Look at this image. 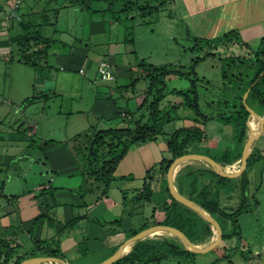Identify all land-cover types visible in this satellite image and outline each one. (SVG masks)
<instances>
[{
	"label": "crops",
	"instance_id": "crops-1",
	"mask_svg": "<svg viewBox=\"0 0 264 264\" xmlns=\"http://www.w3.org/2000/svg\"><path fill=\"white\" fill-rule=\"evenodd\" d=\"M164 1L154 0L151 7H157V10L144 12L141 8L147 6V0H0V114H4L5 102L13 105L14 100L18 101L19 98L14 93L19 91L14 85L24 83L20 81V71L29 67L30 83L37 92L28 97V104L57 97L61 101L67 99L72 105L73 108L68 114L88 116L84 123H76L71 136L67 134L64 139H53L47 132L40 145L42 154L22 157L28 158L33 164L43 165L45 172L40 171V174L44 172L50 176L48 182L37 181L33 188L26 189L19 195L12 193L8 196L3 194L5 182L2 183L0 196H4L6 203L4 206L0 204V239L10 240L14 244L20 243L22 250L26 249L25 252L35 248L37 240L52 243L58 241L64 259L69 263L97 264L104 260L96 261L102 252L113 250L115 253L126 241L127 231L136 228V217H142L144 212L149 211L151 216H157L159 211L165 210L166 203L170 201L164 182L165 176L159 171L151 179L147 178L151 168L158 165L163 158L171 157L167 145L171 134H167L164 129L166 137L162 141L160 134L155 140L135 144L129 149L115 171L116 179L111 183L106 196H102L103 187L100 183L89 178L87 167L81 165L75 153V146L82 141L77 138L79 135H84L83 140L91 142L96 131L127 126L122 124V121L134 118L129 108V90L133 89L141 78H134L133 73L136 71L143 78L147 77L141 61L140 69L137 68L143 54L137 48L138 39H134L131 20L129 17H121L118 13L126 11L130 14L139 10V15L145 18L146 15L157 12L158 22L166 26L168 32L174 34L176 30L179 33L178 25L182 24L195 40L201 38L215 41L222 39L227 33L236 32L238 36L233 34L232 37L238 40L230 43L225 41L226 43L223 42L220 46L225 48L226 45L234 43L249 49L252 45L261 43L264 37V0H167L166 4ZM140 23L143 25L142 23L147 22L142 20ZM35 34L39 35L37 41L31 40ZM29 39L31 41L25 45V41ZM24 50L27 52L24 53ZM104 60L113 65L116 75L114 81H105L98 73V65ZM81 68L85 69L84 74L79 72ZM55 69L69 73L55 75ZM125 79L129 80L128 84H118L119 80ZM6 91H9L8 96ZM147 91L138 96L140 100L136 109L141 110L139 116L143 112L146 113V109H141V106ZM123 101L126 105L121 104ZM21 106L17 105V108L20 109ZM23 106L25 108V105ZM61 114H64L63 111ZM92 117L93 122L90 121ZM24 125L23 131H12L6 138L4 124L0 118V142L6 139L24 142L25 136L29 138L39 131L36 124ZM225 126V132L220 129L213 135L214 141L224 147L222 151L213 150V155L194 150L200 148L203 143L204 146L209 145L206 130L202 128L206 134L205 139L195 143L194 147L191 146L190 153L206 154L214 158L218 154L217 158L220 159L225 150H231L232 156L241 153L242 157L245 143L242 146L236 140L232 125ZM248 134L249 128L247 138ZM69 138L72 140L71 145ZM255 147L264 155V131ZM11 159L14 158L7 160L14 161ZM240 159L227 166L237 169L235 167ZM188 164H200L210 168L203 162L185 163L175 177L178 189V173ZM149 185L153 190L150 201L144 197ZM52 189L56 190L49 193ZM113 191L118 197L111 195ZM247 192L250 197L247 207L259 210L260 215L252 212L251 219L244 222L243 216L247 214H241L238 220L242 236L233 237L241 239V242L245 241L243 235L248 229L260 232L261 240L257 239L256 242L262 245L256 247L253 255L262 256L264 170L261 184L253 190L249 188ZM37 193L43 197L38 198ZM96 193L98 197L89 202L85 200L84 195L93 196ZM227 193V190L223 191L224 199L228 198ZM242 193L239 187L232 200L227 199L225 203L222 199L223 205L240 206ZM27 200L31 203L26 204ZM15 206L18 207L17 226L7 221L14 216ZM75 219L74 226L68 227L67 225ZM115 220L121 222L117 223ZM224 247L233 248L228 245ZM259 248L261 249L257 250ZM93 255L95 260L88 261ZM82 259L86 261L82 262ZM260 260L264 264V256L260 257Z\"/></svg>",
	"mask_w": 264,
	"mask_h": 264
},
{
	"label": "rangeland",
	"instance_id": "rangeland-1",
	"mask_svg": "<svg viewBox=\"0 0 264 264\" xmlns=\"http://www.w3.org/2000/svg\"><path fill=\"white\" fill-rule=\"evenodd\" d=\"M166 3L167 0L164 1V4ZM139 13V10H134L130 14H128L126 11H121L120 13H118L123 18H130V24L132 26L131 29L134 35V39H138L137 48L143 54L140 59L138 58V69H140L141 67V61V63L144 64L142 68L146 72V75H148L149 72L148 70H146L149 65L161 67V69L172 68L181 69L185 72H191L194 78L200 79V81L198 82L199 103L203 112L209 115H217L219 113L229 114L230 111H233L235 109L233 106H231L232 104L230 103L238 101L240 99H242L241 101L244 102V96L249 89L250 80L253 78L258 69L257 54L260 52V50L263 49L264 45H262L261 43L254 44L252 45V48L249 49L239 45H234V43L233 45H226L225 48L217 44L218 47L216 46L214 49H211L209 47L210 45H207L206 43H200V45L197 46L194 36L191 33L186 32L187 27L185 25L179 24L178 30L180 32L178 33L175 30L176 33L173 34L168 32L166 26H163L161 22H158L159 16L157 15V12H155L153 15H146L145 18L139 15ZM142 20L147 23H142L143 25H141L140 22H142ZM210 53L213 54L208 55V57L203 60L197 59L200 56L203 57L204 55ZM28 68L29 67H25V70L20 71V81L24 83L20 82L14 85V88L19 91V93H14V95H17L16 97L19 98L18 101L14 100L13 105L7 104V102H5L6 104L4 106V114H0V118H2V122L4 124V136L6 138L12 131H23L22 129L23 126H25L24 124H36L39 131L36 135L29 136V138L25 136V139H23L24 142L18 143L16 141H10L8 139H6V141L4 142H0V193L2 190V183L5 182V189H3L2 191L3 194L7 196L12 193L19 195L21 194L20 192H23L24 190L29 188H33L37 181L44 180L45 182H48L50 176L44 173L45 167L43 165L39 163L33 164V162L27 160L28 158L23 159L22 157H27L30 155L38 156L42 154L40 145L47 132H49V137L53 139H64L66 138L67 134L71 136L70 134L72 132V128L76 123L82 124L88 118V116H79L76 113L68 114L73 107L67 99L65 101L62 100L64 103H62L61 99L56 97L42 100L40 103L28 104V97L35 95L37 92L31 86V78L30 73L28 72ZM53 71L55 75H63L65 73H69V71H62L60 69H55ZM133 75L134 78L141 77L137 80V84L134 87L135 89L133 88L129 90V108L134 115V118L130 121H122V124L130 127L134 126L136 119L140 117L139 111L141 110L138 109L139 111H137L136 109L137 102L140 100V97L138 98V96L143 94L144 91L146 92V90H148L150 82V78L148 76L143 78L142 75H140V73L136 71L133 73ZM165 80L167 84V90L188 89L192 85L189 79L177 75L167 76ZM128 82L129 80L127 79L123 81L119 80L118 84L124 85L128 84ZM8 92L9 91H6V95L8 94ZM182 101H184L182 95L172 92L168 94L167 98L161 104L162 107H167V111L171 110L170 113L175 118L172 122L165 125L164 130L167 131V134L172 135L178 129H182L183 127H191L198 124L206 130L209 139V145L206 144L204 146L205 143H203L200 148L198 147L194 150L198 152H207L213 155V150L214 152H218L217 149H220L222 151L224 147L222 148V145L219 142L217 143L216 141H214L215 137L213 135L220 129L225 132L227 128L225 124L228 125V123L217 119L210 120L208 123H203V119L197 117L195 112L188 107L179 106L172 109L175 103H180ZM249 102L251 106L249 104L248 105L251 108L255 109L257 112L260 111V115H264V110H261L256 102H251L250 100ZM121 104L126 105V102L123 101L121 102ZM17 105L18 107H20L21 105L22 106L20 109H18ZM23 105H25V108ZM62 111L64 114H61ZM93 119L94 118L92 117L90 121H92ZM78 120H81L82 122H78ZM94 124H96L95 121ZM165 131L159 136L161 139L160 141H162L163 138L166 137ZM70 141L71 142H69V144L71 145L72 140L70 139ZM194 144L195 142L192 143V147H194ZM12 145L15 147H12ZM216 156L218 157L219 155L216 154ZM11 157L14 158L11 159L14 161L9 162L7 159ZM235 168L238 169L239 164ZM263 170L264 161L249 166L248 177L250 184L248 186V189L250 188V190H253L261 184ZM40 171H44V174H40ZM181 172L183 174L185 187L189 189L190 187H192L191 183L196 176L188 177L185 175L184 177V174H186L187 172L185 167ZM236 181H238L239 185L241 184V178L239 180H232V182ZM205 182L206 180H200L197 187L199 189L204 187ZM194 189L195 188L193 186L191 190L195 192ZM95 191H97V189H95ZM96 194L93 196L86 194L84 195V198L89 202L91 201V199L98 197V193ZM36 195H39L38 198L43 197L39 193H37ZM111 195L113 197H118L114 191L111 193ZM119 197H121V194H119ZM224 200V202L227 203V200ZM5 203L6 201H4V196H0V204L4 206ZM30 203V200L26 201V204ZM226 206L230 210L235 209L232 207V205ZM14 209V216L8 218L7 221H9L12 225L17 226L18 224L16 222L19 221V217L17 215L18 207L15 206ZM162 211H159L157 216H151L152 213L151 211H149L144 212L142 217H136L134 220V226L136 228L134 230L131 229V231H127V239L132 236V233L135 230L141 231L142 229H145L146 226L150 227L158 222L164 221L166 218V211ZM252 212L259 214V210L256 211V209L254 208H252L251 210L250 208L248 212L244 213V215L247 214L243 216L244 222L247 221V219H251L252 214L250 213ZM218 219L225 233L232 232L233 227L228 219L222 218L220 216H218ZM238 231H240V229ZM259 234L260 232H253L248 229L246 231V234L243 235L245 241L240 242L239 240L241 239L237 240V238L234 237L232 239L226 238L224 239V242L221 243L218 247L207 253H196L189 258L182 259L175 255H170L167 257L164 256L165 258H162L160 261L149 262L146 264H262L260 257L264 255H253L256 251V247H260L262 245L261 243L256 242L257 239L261 240ZM199 235H204V232H199ZM168 236L174 237L169 234H156L138 242L136 245H138L139 243H144L145 245L155 246L159 248L161 247V243L163 242V240ZM205 236L207 237V235ZM205 236L204 238H206ZM214 236H211L210 238H208V240L201 239L202 241H197L196 244L201 246L206 245L212 240ZM225 245L233 248L226 249L224 247ZM233 249L235 250L233 251ZM260 249L261 248L257 250ZM25 251L26 249H21L20 254L25 253ZM261 252L262 254H264V251ZM113 254V250H108L105 253L102 252L96 258V261L105 258L107 259ZM94 256L95 255L88 258L87 260H95L93 259ZM150 257L151 256L147 255V259H149ZM229 257H231V262L229 259H227ZM17 259L18 256H14L9 263L16 264ZM253 259L255 260L251 261ZM85 261L86 259H82V262ZM121 264L133 263L122 262ZM139 264H145V262H141Z\"/></svg>",
	"mask_w": 264,
	"mask_h": 264
},
{
	"label": "trees",
	"instance_id": "trees-1",
	"mask_svg": "<svg viewBox=\"0 0 264 264\" xmlns=\"http://www.w3.org/2000/svg\"><path fill=\"white\" fill-rule=\"evenodd\" d=\"M153 1L154 0H147V6H143L141 10L144 12H146V10H150L152 12L154 10L156 11L157 7H151V2ZM233 34H236V37L238 36V33L230 32L227 33L222 39L215 41H206L201 38H196V43L197 46L200 45V43H206L207 45H210L209 47L211 49H214L217 44L221 45V43L225 41L230 43L231 41L238 40L237 38L232 37ZM38 37L39 35L35 34L31 40L37 41L36 39H38ZM31 40H26L25 45L26 42L29 44ZM261 44L264 45V37L262 38ZM26 52L27 50H24V53ZM212 54L213 53L206 54L203 57L200 56L197 59L203 60L208 57V55ZM257 63L258 69L249 83V88L251 87V90L247 98V103L250 105L249 100L251 102H256L258 107H260L261 110H264V75L260 77L261 74L264 73V47L257 54ZM143 65L144 64L141 63V66ZM146 70L149 71L147 76L150 78V82L146 97L142 102L141 109H146L147 114L143 113L136 119L135 127L125 126L96 131L94 132V137L91 142H88L85 139L83 140L84 142H79L75 146L76 156H78L80 162L87 167V174L89 178L99 182L101 187H103L102 196L107 195V191L111 183L116 179L115 171L121 160L127 155L129 149L135 144L146 143L148 141L155 140L158 135L163 134L164 126L175 119L170 113L171 110L167 111L166 106H161L162 102L167 98L169 93L175 92L179 95H182L184 99V101L180 103H175L172 109L179 106L188 107L195 112L197 117L203 119V123L214 119L225 121L226 123L232 125L234 137L242 146L244 145L247 138V121L250 112L247 110L244 102L241 101L242 99L230 103L235 109L230 111L229 114L219 113L217 115H209L203 112L199 103L198 82L200 79L194 78L191 72H185L181 69L172 68L161 69V67H156L154 65H149ZM170 75H177L189 79L192 83L191 87L188 89L167 90L165 79ZM205 136V131L198 125L178 129L175 133L170 135L167 142L171 157L163 158L158 165L154 166L148 171L147 175V178L151 179L156 172L160 171L165 176L164 182L166 184V191L170 197V201H168L165 205V220L156 224L175 226L185 232L194 243L197 241H202L203 239L208 240V238L215 235L214 230L212 229L211 224L203 219L198 213L173 198L168 188L167 172L175 158L190 153V147L192 146V143L201 142L203 139H205ZM83 137L85 138L84 135H79L77 138L84 139ZM240 157L241 153L238 156H232L231 150H225L223 152L222 158H213L224 165H228L233 164V162L240 159ZM261 161H264V155L258 147H255L249 159L246 171L237 178H227L220 176L213 169L205 167L204 165L188 164L185 166L187 172L184 174V177L185 175L188 177H196L191 183L192 187L189 189L186 188L181 169L177 176L179 191L200 204L217 220H219L218 216H220L222 218L228 219L231 222L233 230L232 232L228 233L223 232L224 239L232 238L233 236H238L241 238V231H238L240 228L238 217L250 210V208L247 207V202L250 198L247 194L248 186L250 184L248 169L250 165L259 163ZM240 178V185L238 184V181L232 182L233 179L239 180ZM200 180H206V182L204 184L205 186L199 189L197 185ZM193 186L195 188V192L191 190ZM239 187L243 192L241 204L238 207H233L235 209L230 210L227 206L223 205V191H228L227 194H229V196L226 198L225 195L226 200H232ZM55 190L56 189H52L49 191V193H53ZM152 192L153 190L149 185L147 192L144 194V197L148 201L151 199ZM75 222L76 219L67 226L72 227L74 226ZM115 222L118 223L121 221L115 220ZM147 227L148 226L145 228ZM138 232L139 230L133 231L132 236ZM199 232H204V235L200 236ZM205 235H207V237ZM204 236L206 238H204ZM21 249L20 243L14 244V242L10 240L0 239V264H10L9 262L14 256H18L16 264H20L23 260L29 257L39 255L64 258V254L59 246L58 241L56 243H52L48 241L37 240L35 241V248H33L29 253L25 252L20 254ZM234 250L235 249H233V251ZM195 254L196 253L185 250L177 238L168 236L163 240L161 247L159 248L155 246H148L144 243H139L130 253L114 264H121L122 262H129L133 264L145 262L146 264L149 262L160 261L162 258L170 255H175L182 259L189 258ZM147 255L151 257L147 259ZM230 258L231 257L227 259L230 260Z\"/></svg>",
	"mask_w": 264,
	"mask_h": 264
},
{
	"label": "water",
	"instance_id": "water-1",
	"mask_svg": "<svg viewBox=\"0 0 264 264\" xmlns=\"http://www.w3.org/2000/svg\"><path fill=\"white\" fill-rule=\"evenodd\" d=\"M264 73L261 74L262 77ZM251 87L248 89L247 93L244 96V104L247 107V110L250 112L247 126L249 128L248 138L245 142L242 157L239 162L238 169H231L229 166L224 165L213 157L208 156L206 154L201 153H187L182 156H179L174 159L171 163L168 172H167V180H168V188L175 200L180 202L181 204L187 206L192 209L196 213H198L203 219L209 222L214 230L215 236L212 240L206 245H198L194 243L185 232L181 229L166 224H156L150 227H147L135 235L128 238L116 251L113 255L104 259L103 261L97 264H114L120 261L123 257H125L128 253H130L136 244L142 240L147 239L156 234H169L177 238L185 250L197 254H203L212 251L216 247H218L223 241V229L220 222L206 209H204L200 204L186 195L182 194L175 184V177L179 169L182 165L189 162H203L207 164L211 169H213L218 175L227 177V178H237L241 176L248 167L249 159L252 155L253 149L255 148L256 142L260 139L263 131H264V116L260 115L255 109L251 108L247 103V98ZM256 117L259 121V126L257 131H253L250 125L252 117ZM179 168V169H177ZM161 232V233H160ZM127 245H131V248L128 252L125 251V247ZM20 264H71L66 259L61 257L54 256H34L29 257L23 260Z\"/></svg>",
	"mask_w": 264,
	"mask_h": 264
},
{
	"label": "built area",
	"instance_id": "built-area-1",
	"mask_svg": "<svg viewBox=\"0 0 264 264\" xmlns=\"http://www.w3.org/2000/svg\"><path fill=\"white\" fill-rule=\"evenodd\" d=\"M79 72L81 74H84L85 73V69L81 68L79 70ZM98 73H99L101 79H103L105 81H114L116 79V75H115V72H114L113 65L110 62L106 61V60L101 61L99 63V65H98Z\"/></svg>",
	"mask_w": 264,
	"mask_h": 264
},
{
	"label": "bare ground",
	"instance_id": "bare-ground-1",
	"mask_svg": "<svg viewBox=\"0 0 264 264\" xmlns=\"http://www.w3.org/2000/svg\"><path fill=\"white\" fill-rule=\"evenodd\" d=\"M258 119L256 118V117H252V120H251V122H250V125H251V127H252V130L253 131H256L257 130V127H258V121H257ZM177 169H179V168H177ZM161 233V232H160ZM130 248H131V245H127L126 247H125V251L126 252H128L129 250H130Z\"/></svg>",
	"mask_w": 264,
	"mask_h": 264
}]
</instances>
